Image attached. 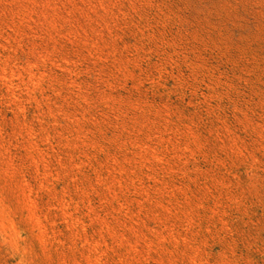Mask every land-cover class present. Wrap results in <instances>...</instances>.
<instances>
[{"label":"rangeland","instance_id":"1","mask_svg":"<svg viewBox=\"0 0 264 264\" xmlns=\"http://www.w3.org/2000/svg\"><path fill=\"white\" fill-rule=\"evenodd\" d=\"M0 264H264V0H0Z\"/></svg>","mask_w":264,"mask_h":264}]
</instances>
